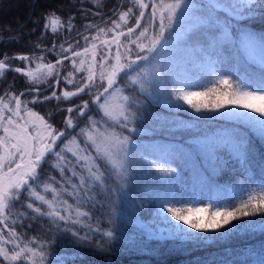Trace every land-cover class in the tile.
<instances>
[{
	"label": "rangeland",
	"instance_id": "obj_1",
	"mask_svg": "<svg viewBox=\"0 0 264 264\" xmlns=\"http://www.w3.org/2000/svg\"><path fill=\"white\" fill-rule=\"evenodd\" d=\"M186 5L181 18L165 32L153 59L140 62L141 65L146 64L148 73L143 82V90L139 86L128 85L126 78L119 80L125 94L138 102L132 105H137V108L133 110L136 114L135 121L130 124V127L136 128L135 132L129 133L118 125L113 126L117 132L131 137L128 177L126 182L120 179V184H117L112 174L107 173V189L96 188V207L88 205L94 214L93 222L97 218L102 219L101 226L111 230L113 236L107 238L99 233H89V241L78 243L70 235L56 229L49 230V225L41 219L19 218L15 215L10 218L9 223L16 220L14 226L25 237L53 241L49 248V264H105L102 257L91 258L90 261L86 258L87 262L74 260L75 257L81 258L83 254L94 255L97 252L106 257L113 255L114 262L110 264H264V216L242 217L218 232H202L174 220L162 209L164 204L175 205L177 208L183 205L182 214L188 216L189 220L207 223L211 213L217 208L238 206L242 200L247 199L248 192L264 188V133L260 131L259 124L255 123L264 120V117L234 106L218 110L211 108L218 94L228 90L224 85L215 83L221 77H227L234 85L250 91L264 88V71L245 61L249 59L251 63H264V51L249 44L248 34L240 31L243 21L238 22L241 19L246 20L244 23L264 27V8L258 2L254 6V0H186ZM30 6V0H9L7 8L11 11L7 13L11 17L19 15L22 7L29 9ZM130 6L129 0L121 2L108 18L101 16L92 25V29L82 36L79 33L76 38L70 37L63 44L64 48L72 46L69 51H63L61 45L59 48L53 47L46 60H42L43 56L40 54L33 57L32 62L21 60L25 62L21 69L33 70L39 64L49 62L55 65L57 59L71 57L73 51H82L89 47L98 29L113 27V20L120 22V13L127 11ZM150 11L147 10L149 13ZM138 13L139 10L134 9L128 25L120 22L122 28L126 30V27L132 26ZM211 20L220 24L226 46L222 52L223 66L215 71L214 81L203 83L198 80L189 61L190 51H196V45H193L189 35L199 25H203V28L210 25ZM89 25L91 24L88 22L84 26ZM233 29L237 32L236 35L233 34ZM151 31L152 29L150 34ZM155 31H159L158 21ZM84 36L88 37V41ZM111 36L112 33L108 32L106 36L101 35L100 40L109 39ZM95 43L99 52L102 45L99 40ZM128 47L133 48L132 55L135 57V46ZM112 49L114 54L115 45ZM243 54L247 58H243ZM82 58L84 57H72L77 65ZM87 58L90 61L91 51ZM56 71L60 72L58 82L52 76L48 78V82L37 84L28 82V78L22 73L23 78L19 81V86L12 90V95L23 93L22 101H31L34 96L42 99L55 91L57 96H61L60 101L53 98L35 105L29 104V107L59 129L64 127L63 118L69 115L67 108L80 105L82 100L91 101V94H95L97 89H91V94L85 92L65 101L61 93L74 91L84 73H75L71 59L56 65ZM70 71L74 73L75 79L72 84H67L64 77ZM212 87L217 92L192 97L193 103L209 105L199 112L174 97L176 91L203 93ZM32 88L39 91H31ZM115 103L114 96L113 104ZM256 103L259 106V102ZM90 107L91 110L84 117L72 114L79 126L75 130H67L70 136L85 127L88 116L104 123L96 107ZM232 113L242 115L236 116ZM108 124L111 125V121ZM3 135L0 129V136ZM52 160L54 157H49V161ZM156 164L160 167H154ZM43 169L45 176L50 173L60 179L51 163H46ZM113 188L117 189L115 194L112 192ZM182 188L189 192V200H183ZM65 198L69 203L73 202L70 197ZM197 209L201 211H196ZM22 210L18 204L13 213ZM109 216L112 219L111 224L107 223ZM85 232L87 229L80 234L84 235ZM239 240L245 242L239 243ZM210 242L220 246L215 250L204 249L205 243ZM6 247L11 248V245ZM0 261H3L2 257ZM3 264L8 262L3 261Z\"/></svg>",
	"mask_w": 264,
	"mask_h": 264
},
{
	"label": "snow or ice",
	"instance_id": "obj_2",
	"mask_svg": "<svg viewBox=\"0 0 264 264\" xmlns=\"http://www.w3.org/2000/svg\"><path fill=\"white\" fill-rule=\"evenodd\" d=\"M129 2L131 6L127 11L120 13L119 21L126 26L129 17L134 14V9H138L139 13L135 16V23L126 27V30L122 28L120 22L113 20V27L98 29L89 47L82 51H73L71 57L64 56L57 59L55 65L49 62L39 64L38 68L33 70L19 67L14 69L17 73H23L28 78V82L33 84L46 83L52 76H55L58 82L60 72L56 71V65H61L63 60L71 59L75 73H84L80 77L79 86L74 91L61 93L63 100L70 101L85 92L91 94L90 90L93 88L97 91L91 94V101L82 100L80 105L67 108L69 115L63 118V128L54 127L44 116L29 107V104L35 105L53 98L60 101L61 96H57L55 91L50 96H43L42 99L34 96L31 101H22L23 93L12 95L6 92L0 96V129L4 133L0 136V225L3 226L0 228V257L8 264H49V248L53 243L50 240H39L37 237H25L14 226L16 220H11L9 223L13 215L19 218L41 219L49 225V230L56 229L70 235L73 241L78 243L89 241L91 239L89 233H99L107 238L113 236L111 230L101 226L102 219L97 218L93 222L94 214L88 205L91 204L92 208L96 207L98 202L96 188L107 189V173L112 174L117 184H120V179L126 182L128 177L131 137L117 132L113 126L118 125L121 129H127L129 133L135 132L136 128L130 127V124L134 123L136 116L132 105L138 102L125 94V89L119 85V80L122 77L126 78L128 85L139 86L143 90V82L147 79L148 73L146 64L141 65L140 62L153 59V54L158 51V45L161 44L165 32L181 18L187 6L186 0H129ZM256 2L264 8V0H254V6ZM93 3H99V0H93ZM148 9L151 10L150 13L147 12ZM70 20L71 18L68 23L69 30L72 27ZM157 21L158 32L155 31ZM62 27L64 23L59 16L53 14L45 18V29L57 33ZM150 29H152L151 34ZM108 32H111L112 36L100 40L101 35L106 36ZM122 37L125 39H121ZM84 39L88 41V37ZM98 40L102 45L99 52L95 43ZM113 45H115L114 54ZM128 45L135 46V57L132 55L133 48ZM71 47L69 45V48H64L61 44L65 52ZM90 51L89 61L87 57ZM141 53L145 54L141 55ZM82 56L84 58L79 60V65L75 59H72ZM17 58L29 60L28 56ZM7 59L5 57L0 60V78L9 68ZM74 79V73L71 71L64 77L67 84H72ZM215 83L224 85L228 90L218 94L211 108L218 110L226 106H234L264 117V88L260 91H250L240 85H234L227 77H221ZM31 91L38 92L39 89L32 88ZM209 92H217V89L212 87L203 93L176 91L174 97L176 100H183L199 112L209 105L193 103L192 97L207 95ZM92 105L101 114L104 123L101 124L92 116H88L85 127L70 136L67 130H75L79 126L72 114L84 117L91 110ZM232 115L240 116L242 113H232ZM109 121L111 125L108 124ZM255 123L259 124L260 131L264 133V120ZM49 157H54V160L49 161ZM46 163H51V167L59 173L60 179L50 173L44 175L43 166ZM154 167L159 168L160 165L156 164ZM112 192L115 194L117 189L113 188ZM65 197H70L73 202L69 203ZM18 204L23 210L13 213V209ZM183 208V205L179 208L170 204L162 205V209L174 220L182 222L191 229L218 232L232 221L241 220L242 217L264 216V188L248 192L247 199L242 200L238 206L217 208L211 213L207 223L189 220L188 216L182 214ZM107 223H112L110 216L107 218ZM84 229H87V232L81 235ZM188 235L191 237L190 233ZM7 245H11V248L6 247ZM3 261H0V264H3Z\"/></svg>",
	"mask_w": 264,
	"mask_h": 264
},
{
	"label": "trees",
	"instance_id": "obj_3",
	"mask_svg": "<svg viewBox=\"0 0 264 264\" xmlns=\"http://www.w3.org/2000/svg\"><path fill=\"white\" fill-rule=\"evenodd\" d=\"M126 1L128 0H99V3L94 4L93 0H30L29 9L22 7L19 15L11 17L7 13L11 11L10 8H7L9 0H0V18H2V20L0 19V60L7 57L6 63L9 65L4 76L0 78V96L6 92L12 94V90L19 86V81L23 78L22 73H17L14 69L16 66L21 68L25 62H21L13 55L23 53L28 57L31 56L28 61L39 54L44 57L42 60L49 58L52 45L59 48V44H65L70 37L76 38L75 36L79 33L82 36L87 30L92 29V27H85L86 23L89 22L93 25L100 20L101 16L108 18L112 10L118 7V4ZM53 14L59 16L64 23V27L60 28L57 33L44 28L45 18ZM69 18H71V30L68 27ZM242 21L243 23H240L242 30L240 31L248 34L249 44L258 46L264 51V27L244 23L246 20L241 19L238 22ZM209 23L210 25L204 28L203 25L197 26L189 35L193 45H196V51H190L189 61L193 65V71L198 80L203 83L212 81L215 71L223 66L221 64V60L224 59L222 52L226 46L225 35L221 31L220 24H216L213 20ZM234 30H232L233 34L236 35L237 32ZM243 58L247 57L243 54ZM245 61L258 67L260 71H264V63H251L249 59H245ZM136 108L137 105H134L132 110ZM259 136L262 137L261 134ZM181 196L185 200L189 199L187 191L183 188ZM103 213L105 214V211ZM238 242L245 241L239 240ZM218 246H220L218 243H205L204 249L215 250ZM84 255H81L82 257L79 259L75 257L74 260L87 262L91 258L102 257L105 259V264L114 262V256L110 254L108 257L98 254V252L94 255ZM86 258L89 260L86 261Z\"/></svg>",
	"mask_w": 264,
	"mask_h": 264
},
{
	"label": "bare ground",
	"instance_id": "obj_4",
	"mask_svg": "<svg viewBox=\"0 0 264 264\" xmlns=\"http://www.w3.org/2000/svg\"><path fill=\"white\" fill-rule=\"evenodd\" d=\"M84 37H86V36H84ZM62 43H64V42H62ZM60 45H61V44H59V47H60ZM56 47H57V46H56ZM52 48H53V45L51 46L50 49H52ZM54 48H55V47H54ZM50 49H49V50H50ZM57 51H58V50H57ZM52 53H53V52H52ZM20 54H21V53H20ZM22 54H23V53H22ZM51 55H52V54H51ZM26 56H27V55H26ZM30 57H31V56H30ZM43 58H44V57H43ZM16 59H17V58H16ZM30 60H31V59H30ZM45 60H46V59H45ZM31 62H32V61H31ZM30 64H31V63H30ZM19 66H20V65H19ZM23 66H25V65H22V67H23ZM16 67H17V66H16ZM24 76H25V75H24Z\"/></svg>",
	"mask_w": 264,
	"mask_h": 264
}]
</instances>
